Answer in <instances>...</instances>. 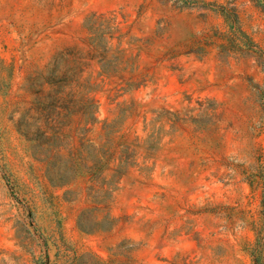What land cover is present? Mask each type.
Here are the masks:
<instances>
[{"label":"rangeland","instance_id":"374dc122","mask_svg":"<svg viewBox=\"0 0 264 264\" xmlns=\"http://www.w3.org/2000/svg\"><path fill=\"white\" fill-rule=\"evenodd\" d=\"M200 1L235 9L253 52L221 48L213 6L0 0V264H264V5ZM66 48L97 102L90 155L117 152L105 196L87 172L53 184L18 129Z\"/></svg>","mask_w":264,"mask_h":264},{"label":"trees","instance_id":"16d2710c","mask_svg":"<svg viewBox=\"0 0 264 264\" xmlns=\"http://www.w3.org/2000/svg\"><path fill=\"white\" fill-rule=\"evenodd\" d=\"M259 5L262 0H254ZM180 10L201 7L211 9V3L200 0H173ZM202 5L199 6V3ZM228 24L229 31L223 35L226 43L223 50L249 52L255 44L239 27L235 9L213 6ZM264 8V6H263ZM255 52V51H254ZM256 53V52H255ZM263 52L259 51L262 57ZM75 48H66L57 53L52 61L37 77L31 79L29 88L34 96L30 108L18 121L20 133L31 144V148L47 169L50 181L57 186H67L80 174L89 173L91 190L105 196L110 181L103 177L110 162L117 158L116 150L104 151L98 148L100 155H90L88 140L83 137L89 132L88 126L96 122L97 102L91 95L90 87L83 79L84 63ZM79 137V147H74V140ZM113 177L124 172L119 164L112 169ZM102 182V183H101ZM101 183V184H100ZM84 232H88L84 230Z\"/></svg>","mask_w":264,"mask_h":264}]
</instances>
